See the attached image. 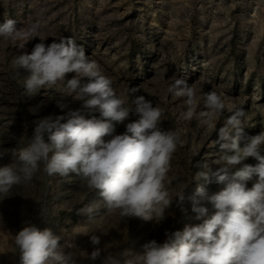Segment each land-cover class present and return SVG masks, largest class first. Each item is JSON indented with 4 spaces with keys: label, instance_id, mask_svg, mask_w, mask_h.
I'll return each mask as SVG.
<instances>
[{
    "label": "rangeland",
    "instance_id": "1",
    "mask_svg": "<svg viewBox=\"0 0 264 264\" xmlns=\"http://www.w3.org/2000/svg\"><path fill=\"white\" fill-rule=\"evenodd\" d=\"M9 18L18 28L38 24L46 44L60 37L73 39L112 79L116 92L128 96L129 103L134 98L130 90L136 88L135 95L162 107L161 127L178 130L184 141L171 161L172 174L190 182L183 204L178 208L174 203L159 224L108 214L103 207L88 221L78 210L98 201V193L89 190L75 173L49 177L40 171L30 183L13 187L9 196L0 199V264H19L14 236L26 223L41 230L52 228L62 237L65 251H76L77 264H100V260L82 257L81 251H93L91 233L85 232H96L101 248L115 245L109 249L113 254L125 249L138 252L149 240L163 242L165 230L182 231L186 225L202 222L194 219L193 196L209 214L214 211L207 196L225 185L195 177L207 170L204 165L212 170L219 167L214 163L222 154L215 143L217 133H209L195 118L181 120L182 98L173 97L167 88L176 77L196 85L201 96L216 90L228 98L229 107L235 104L244 109L245 137L264 131V112L260 110L264 107V0H0V24ZM39 42L37 37L22 50L19 42H0V151L18 152L26 147L39 119L82 108V102L62 98L56 89L26 94L21 80L27 72L17 70L13 62L16 55L31 52ZM58 101L67 108L62 111ZM202 110L201 100L197 112ZM229 114L225 110L217 129ZM85 115L99 117L98 112ZM136 119L131 115L124 123H116L114 134H123L126 124ZM244 143L242 138L241 146ZM9 162V155L0 158V166ZM257 163L249 157L233 171ZM256 180L254 176L247 187ZM198 187L205 190V196L197 195Z\"/></svg>",
    "mask_w": 264,
    "mask_h": 264
},
{
    "label": "clouds",
    "instance_id": "2",
    "mask_svg": "<svg viewBox=\"0 0 264 264\" xmlns=\"http://www.w3.org/2000/svg\"><path fill=\"white\" fill-rule=\"evenodd\" d=\"M37 37L40 42L31 52L16 55L13 62L17 70L27 72L21 80L26 94L56 89L62 98L82 102V108L39 119L26 147L18 152L0 151V158L10 156V162L0 166V199L9 196L13 187L30 183L40 171L49 177L75 173L100 198L78 210L88 221L94 220L101 207L124 218L164 221L174 203L178 208L183 204L190 182L172 174L171 161L184 141L178 130L161 127L165 110L145 96L135 95L136 88L130 90L134 98L129 103L128 96L116 92L112 79L73 39L60 37L46 44L38 24L18 28L11 18L0 24V42H19L21 50ZM68 74L74 75L68 78ZM167 91L182 98L181 120L195 118L209 133H217L215 143L222 154L214 163L219 167L212 170L204 165L207 170L195 177L225 185L207 196L214 211L209 214L193 196L194 219L202 222L186 225L182 231L165 230L163 242L149 240L138 252L125 249L113 254L109 249L115 245L101 248L100 236L90 230L84 234L91 233L93 251H81L82 257L100 260V264H264V131L245 137L244 109L235 104L229 107L228 98L216 90L201 96L196 85L173 77ZM201 100L204 110L197 112ZM57 106L62 111L67 108L62 101ZM225 110L230 114L217 129ZM260 110L264 112V107ZM92 112L99 117L85 115ZM131 115L138 119L128 122L123 134H114L115 124ZM106 136L111 138L105 140ZM249 157L258 163L243 164L233 171ZM254 176L256 182L247 187ZM196 193L206 195L202 187ZM61 239L52 228L41 230L26 223L14 236L19 264H77L76 251H65ZM102 253L107 254L102 257Z\"/></svg>",
    "mask_w": 264,
    "mask_h": 264
}]
</instances>
